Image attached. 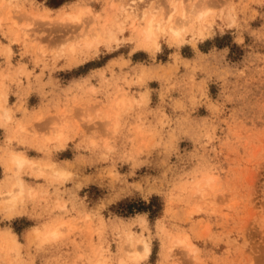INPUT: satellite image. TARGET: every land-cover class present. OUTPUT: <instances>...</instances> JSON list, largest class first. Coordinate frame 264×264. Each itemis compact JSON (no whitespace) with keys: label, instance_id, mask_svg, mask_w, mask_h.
Listing matches in <instances>:
<instances>
[{"label":"clouds","instance_id":"clouds-1","mask_svg":"<svg viewBox=\"0 0 264 264\" xmlns=\"http://www.w3.org/2000/svg\"><path fill=\"white\" fill-rule=\"evenodd\" d=\"M0 264H264V0H0Z\"/></svg>","mask_w":264,"mask_h":264},{"label":"rangeland","instance_id":"rangeland-1","mask_svg":"<svg viewBox=\"0 0 264 264\" xmlns=\"http://www.w3.org/2000/svg\"><path fill=\"white\" fill-rule=\"evenodd\" d=\"M64 2V0H49V6L50 7H59L62 3ZM259 22H256L254 24V26H258ZM213 44H215L218 47H224V46H230L231 47V51L229 54V59L232 61H238L242 58L243 56V50L232 44V38L229 35H226L223 38L217 37L215 40H211V41H207L204 44L200 45L201 50L202 51H209L211 49V47L213 46ZM167 51L165 52V58L167 56ZM183 54L186 57H191L193 55V52L191 51L190 47H186L183 50ZM145 54L144 53H139L137 54V57L135 58H144ZM103 63V61L97 62L95 64H89L87 66L82 67L81 69H79L78 71H76L75 73L72 74H67V75H79L82 72H86L88 68L93 67V66H99V64ZM61 76H64L65 74H60ZM153 87H157L158 85H156L155 83L152 85ZM218 93V88L216 85H210V94L213 96V98L216 97ZM155 99V97H154ZM37 103V99L36 97H33L32 100L30 101V104H35ZM200 115H206L207 111L204 108L200 109ZM190 147V144L188 142H182L181 147ZM65 155H69L68 153H66ZM93 194L95 195H100L101 192L100 190H98L95 186H93L90 190ZM162 207L161 201L159 197L154 196L152 198V202L151 204H145L142 200H140L139 196H137L135 199H125L124 201H121L118 205H114L112 206V210L118 212L119 214H123V215H129V214H133L134 211H145V210H152V216L155 217V215L160 211ZM32 222L28 221L26 218H22V219H18L16 221L13 222V226L16 229V231L19 233L23 228L29 226ZM155 251L156 249H154V256H153V261L155 260Z\"/></svg>","mask_w":264,"mask_h":264}]
</instances>
